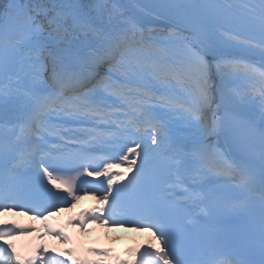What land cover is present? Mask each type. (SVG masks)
<instances>
[{
  "label": "snow or ice",
  "instance_id": "1",
  "mask_svg": "<svg viewBox=\"0 0 264 264\" xmlns=\"http://www.w3.org/2000/svg\"><path fill=\"white\" fill-rule=\"evenodd\" d=\"M258 3L259 27L264 37V0ZM166 7L174 10L176 22L187 35H177L178 45L172 48L166 45L159 59L144 54L143 49L150 46L151 38L139 31L141 21L134 16L126 17L123 7L114 0H7L0 7V116L9 107L27 116L24 122L8 129L14 140L5 137L4 125L0 123V212L18 209L33 213L32 219L46 220L48 215L60 210V206L50 200L31 205L14 202L15 186L6 185L4 181L3 163L8 152L22 144H31L30 148L20 151L12 163L11 177L35 160L37 144L45 133L56 134L48 123L52 115L112 123L117 126L121 143L133 131L148 136L147 144L133 140L135 147L123 145L120 151L125 160L128 157L123 154L124 147L140 157L137 175L129 179L124 188L134 189L133 194L144 212V222L112 219L122 191L116 189L114 194L112 186L116 180L125 179V175H110L109 170L118 164L106 154L96 156L78 149L49 156L47 162L45 155H40L43 175L56 188L63 186L72 202L80 198L79 189L73 191L76 177H54V171L71 170L77 175L106 177L107 194L99 195V203L108 204V208H94L89 216L81 213L77 222L83 229L89 222L109 226L111 220V226L128 224L137 231L150 232L154 244L139 256L137 249H127L128 260L123 264H190L185 249L195 221L184 218L185 208L203 204L211 177H222L237 187L246 186L250 180L247 171L212 142L223 136L226 141L242 143L231 117L227 113L218 114L221 105L217 104L213 110L212 66L215 64L217 75L221 77V86L217 89L221 95L226 75L242 71L257 77L262 106L264 71L241 63L235 57L229 59L231 53L226 50L249 44L221 30L224 23L238 18L233 11L236 5L231 0H203L201 3L172 0ZM240 7L247 9L250 22L257 20L254 6L242 4ZM188 9L193 11L190 13ZM101 67L107 68L103 76L98 71ZM146 74L161 86V94L157 95L147 83H142ZM177 88L186 95H178ZM101 89L115 98L112 104L107 103L103 93L97 98ZM248 99L247 94L240 96L241 103ZM156 108L162 111L157 112ZM115 112L122 113V118L112 119ZM170 116L176 117L184 129L179 136L169 127ZM71 142L81 143L77 139ZM83 143L102 144L105 138L93 134ZM135 165L137 160L132 159L128 171ZM185 178L191 183L185 184ZM177 193L182 194L183 203L176 199ZM48 196L66 199L55 197L51 191ZM202 211L208 215L207 207ZM69 225L76 226L72 221ZM43 230L44 235H54L62 243L68 242L62 229L54 232L51 225L45 224ZM259 230L264 256V215ZM33 233L37 239L44 238L40 229L0 227V241H3L0 264H68L57 256L71 257V264H93L76 258L70 249L46 256L47 247L36 245L27 255H22L9 243L19 235ZM89 253L122 264L118 257L108 253L95 250ZM202 264L248 262L242 261L227 245H219L215 255ZM260 264H264V259Z\"/></svg>",
  "mask_w": 264,
  "mask_h": 264
},
{
  "label": "bare ground",
  "instance_id": "2",
  "mask_svg": "<svg viewBox=\"0 0 264 264\" xmlns=\"http://www.w3.org/2000/svg\"><path fill=\"white\" fill-rule=\"evenodd\" d=\"M115 3L121 5L123 7L124 15L134 16L141 21L140 26L148 25L154 21V18L145 14L141 11L135 4L131 2V0H114ZM177 35H185L176 30L172 31L169 35L170 41L174 43V45H178V40L176 39ZM235 43V41L233 42ZM231 53L229 58L240 57L243 59H247L252 62L256 67H259L261 71H264V50L261 48H256L252 45H238L236 48L226 50ZM212 79H213V89H212V98H213V110H216L217 104H220L221 107L218 111H224L227 107H231L232 109L238 110L240 106L244 105V102H240V96L245 95L244 91L240 87H236L232 85L231 79H229L228 75L224 77L223 87H222V95L221 91L217 89L221 86V77L217 75L215 64L212 66ZM239 94V95H238ZM176 136L179 134L173 133ZM0 227H3V223H0ZM77 228H71L69 231L75 232Z\"/></svg>",
  "mask_w": 264,
  "mask_h": 264
},
{
  "label": "rangeland",
  "instance_id": "3",
  "mask_svg": "<svg viewBox=\"0 0 264 264\" xmlns=\"http://www.w3.org/2000/svg\"><path fill=\"white\" fill-rule=\"evenodd\" d=\"M139 34V32L137 33ZM145 37H150V42L155 41L156 42V50L154 53V57L155 59H159L163 53V50L165 48V46L167 45L169 48L174 47L173 43L170 41V37L168 35H164V36H157L156 34H152V35H145ZM167 38V39H166ZM111 238H116V237H112Z\"/></svg>",
  "mask_w": 264,
  "mask_h": 264
},
{
  "label": "trees",
  "instance_id": "4",
  "mask_svg": "<svg viewBox=\"0 0 264 264\" xmlns=\"http://www.w3.org/2000/svg\"><path fill=\"white\" fill-rule=\"evenodd\" d=\"M0 7H2L5 3H7V0H0ZM23 1V0H22Z\"/></svg>",
  "mask_w": 264,
  "mask_h": 264
}]
</instances>
